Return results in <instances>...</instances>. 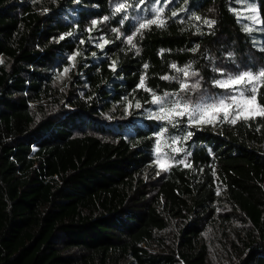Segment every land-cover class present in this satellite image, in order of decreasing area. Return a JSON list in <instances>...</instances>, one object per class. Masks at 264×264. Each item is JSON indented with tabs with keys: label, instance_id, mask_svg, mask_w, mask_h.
Returning <instances> with one entry per match:
<instances>
[{
	"label": "trees",
	"instance_id": "16d2710c",
	"mask_svg": "<svg viewBox=\"0 0 264 264\" xmlns=\"http://www.w3.org/2000/svg\"><path fill=\"white\" fill-rule=\"evenodd\" d=\"M156 1L0 0V264H264V116L192 130L164 171L157 132L177 129L138 86L178 92L161 77L191 65L198 102L264 68L245 18L264 0H159L164 26L140 29Z\"/></svg>",
	"mask_w": 264,
	"mask_h": 264
},
{
	"label": "snow or ice",
	"instance_id": "6c2138e0",
	"mask_svg": "<svg viewBox=\"0 0 264 264\" xmlns=\"http://www.w3.org/2000/svg\"><path fill=\"white\" fill-rule=\"evenodd\" d=\"M167 4L164 5L166 7ZM132 7L131 4L128 3H117L115 5L114 13H121L126 12L128 8ZM157 12V16L154 19L147 20L146 22H142L139 25L140 29L148 28L150 25H157L159 27L164 26V21L160 19V15L163 12V8L153 9ZM254 14L246 19L250 20L253 24L264 23L259 19L258 14H256L255 9H249ZM172 15H177L176 12H172ZM239 15V14H238ZM108 17H104V20H107ZM196 20H200V17H195ZM98 22L92 21L93 26H95ZM205 24L209 27L214 24V21L205 20ZM91 29H89L90 31ZM253 29L247 25L244 26V31L251 32ZM113 31L118 32V29H113ZM68 36H71L72 33H68ZM65 37L61 36L60 39L63 40ZM103 39V38H101ZM134 36H128L126 38L127 44L131 45V47L135 48L136 45L133 43ZM83 41H81L82 43ZM109 41L103 40V44H107ZM97 47H102L101 44H97ZM264 50V49H262ZM79 55V53H75L74 55L69 57V60H74L75 56ZM74 66V65H73ZM113 70H115V61H113ZM173 69H175L178 73L183 74V78L180 77H169L163 76L161 79L164 80H178L179 82V91L175 93L165 92L162 96L157 95L152 89L147 88L145 86V79L142 77L139 83V87L143 88L145 91L151 94V103L154 105H159V112L154 115V118L161 121H167L168 123L172 124L175 127L174 120L176 118H184L187 117V121L189 126L198 125L201 123H214L215 121L220 119L222 114L223 121H227L229 123L235 124L241 116L245 120L249 119L250 117H254L255 115L264 116V105H259L257 103V93L261 87H264V68L260 69L257 72L249 71H242L237 75H229L227 79L223 80H216L214 82V86L217 88L225 89L233 93L232 95L221 98L217 102L214 103H204L202 101L196 102L190 99L184 100L180 97L181 92H191L193 89H198L200 87L199 83L191 84L187 82V78L189 76H196L198 73L190 72L189 69L191 65H188L184 68H178L177 65H171ZM147 68V65H145ZM69 69L65 68L64 72H68ZM246 93H250V95H246ZM172 97V99H169ZM131 107V104L128 105ZM136 107L139 108L140 105L137 102ZM230 114L232 118L229 119ZM167 129L165 128L161 133L160 137H163L164 132ZM192 135L191 132L187 134V137ZM185 137V139H187ZM172 143L177 144L179 143V138L173 137ZM176 152L181 151V149L176 148L173 149ZM157 152H160V144H157ZM167 154L165 153V157ZM166 161H162L161 158L158 156L157 158V165L162 168V170L167 171V167L165 166ZM180 163H184L183 160ZM170 166V164L168 165ZM189 166V165H185Z\"/></svg>",
	"mask_w": 264,
	"mask_h": 264
},
{
	"label": "rangeland",
	"instance_id": "374dc122",
	"mask_svg": "<svg viewBox=\"0 0 264 264\" xmlns=\"http://www.w3.org/2000/svg\"><path fill=\"white\" fill-rule=\"evenodd\" d=\"M166 3H162L161 1H156V2H154L153 3V6H152V10L155 8V9H159V8H163V10H164V5H165ZM253 9H255V10H257V8L256 7H254ZM154 11V10H153ZM154 18H156V16H157V12L156 11H154ZM254 13L253 12H251V14H250V16L251 15H253ZM256 14H258V10L256 11ZM258 16H259V14H258ZM160 19L162 20V14L160 15ZM260 19V18H259ZM135 20L136 21H138L139 20V17L137 16L136 18H135ZM256 25H260V23H258V24H256ZM257 42L259 43L260 42V40H257ZM260 69H257V70H251V71H253V72H257V71H259ZM239 74V73H238ZM229 75H237V73H230V74H228V75H225V76H223V77H221L220 79H218V80H223V79H227L228 78V76ZM221 89V91L220 92H216V93H211V94H208V95H206L204 98H202L201 100H199V101H202V102H204V103H214V102H217L219 99H221V98H225V97H228V96H230V95H232L233 93H231V92H229V91H226L225 89H222V88H220ZM246 95H250V93H246ZM198 101V102H199ZM258 103V102H257ZM258 116H261V115H255L254 117H250L249 119H251V118H256V117H258ZM232 118V115L230 114V116H229V119H231ZM176 119H185L186 120V122L185 123H183V122H180V121H177L176 123H175V127H176V132L174 133V135H173V137H177V138H179V143H177V144H173L172 143V140H171V142L169 143L168 141H167V135L164 133L163 134V137H160V133L163 131V129H164V127H160V129H159V132H157V134H158V141H157V144L159 143L160 144V152L158 153L157 152V144H156V146H155V150H154V154H155V160L157 161V158H158V156L161 158V160L162 161H166L165 162V166L167 167V169L170 167V166H168L169 164L171 165V154L172 153H176V151H174L173 149H176V148H179L180 149V147H179V144L180 143H182V142H184V141H186V140H188V138L189 137H187V134L189 133V132H192V130H194V129H203V128H208V127H211V126H215L217 123H219L220 121H223V116H222V114H221V116H220V119L219 120H217V121H215L214 123H211V124H209V123H201V124H198V125H192V126H189V124H188V121H187V117H184V118H176ZM249 119H247V120H249ZM238 120H245L244 118H243V116H241L240 117V119H238ZM237 120V121H238ZM236 121V122H237ZM185 137H187V139H185ZM172 143V144H171ZM165 153L167 154V156L165 157ZM157 164V163H156ZM158 166V165H157ZM159 168H161L160 166H158ZM162 169V168H161ZM212 260H213V262H212V264H229V261H228V258L225 256V254L223 253V252H219L216 256H214V255H212Z\"/></svg>",
	"mask_w": 264,
	"mask_h": 264
}]
</instances>
